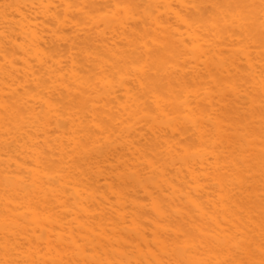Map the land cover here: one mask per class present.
<instances>
[{"label":"bare ground","instance_id":"6f19581e","mask_svg":"<svg viewBox=\"0 0 264 264\" xmlns=\"http://www.w3.org/2000/svg\"><path fill=\"white\" fill-rule=\"evenodd\" d=\"M0 264H264V0H0Z\"/></svg>","mask_w":264,"mask_h":264}]
</instances>
